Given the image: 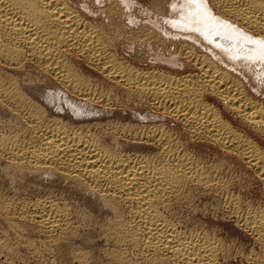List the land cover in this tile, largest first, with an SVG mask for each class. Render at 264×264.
Returning a JSON list of instances; mask_svg holds the SVG:
<instances>
[{"label": "bare ground", "instance_id": "6f19581e", "mask_svg": "<svg viewBox=\"0 0 264 264\" xmlns=\"http://www.w3.org/2000/svg\"><path fill=\"white\" fill-rule=\"evenodd\" d=\"M105 1L128 8L132 4ZM149 3L148 10L167 26L157 18L152 26L147 24L152 31L147 29L137 40L154 42L155 31L164 44L192 43L206 54L186 42L174 45V52L196 73L143 70L124 62L111 31L67 0H0V114L18 125L13 132L0 130V159L10 175L55 178L88 197L92 209L105 214L101 235L113 248H126L108 250L115 264H223L232 256L215 233L205 228L180 230L167 215L188 195L189 186L222 193L227 184L210 174L164 124L93 122L97 114L112 113L108 111L118 103L110 91L99 90L79 71L72 61L77 58L114 85L134 91L137 103L178 120L189 137L233 152L253 170L262 201L242 204L236 194L226 197V203L234 223L255 243V249L239 254V259L264 264V149L237 132L206 98L211 96L264 135V105L250 97L243 83L258 77L264 82V0H171L167 10L161 0ZM125 14L133 20L132 13ZM168 61L174 62L172 57ZM49 78L70 96L43 92L40 82ZM120 138L127 145H121ZM0 210L13 228L17 220L38 227L44 233L45 251L63 241L72 227L71 209L58 201L15 206L0 198ZM75 256L86 264L84 253Z\"/></svg>", "mask_w": 264, "mask_h": 264}, {"label": "rangeland", "instance_id": "374dc122", "mask_svg": "<svg viewBox=\"0 0 264 264\" xmlns=\"http://www.w3.org/2000/svg\"><path fill=\"white\" fill-rule=\"evenodd\" d=\"M67 1L78 10L81 8L80 12L84 13V15H86L90 20L95 21L96 23L100 24V26L103 25L104 27H102L104 29L111 31L115 39L114 46L116 53L122 60L125 59V61L123 60L124 62L128 61L130 65L143 70L158 69L166 73L177 75L196 73L197 70H195L192 65L190 66V64L184 62V60H182L180 56L174 52L176 48L174 45H179L182 42L193 45L192 43L187 41H178L174 42L172 45V42L169 41V43L172 45L171 48L169 43L164 44V39H162V37L159 36L155 31V43H147L144 41L141 42L140 39L137 40V36L140 38L144 32H147V29L152 31V29L147 26H152L154 23H156L155 21H157V18H160L158 20H160L164 26H167L165 20H163L161 17H156L154 14H152V11L148 10L149 8L147 7L150 4L149 0H131L132 4L129 8L125 7L124 4L120 3L119 5L117 2L112 3L105 0H83L86 1V3H83L82 0ZM162 1L164 3L163 6L165 7V10H167L166 6L171 0H161V2ZM101 8H111L112 10L108 12L105 9V16H103L104 14L100 12ZM113 9H116V11ZM120 9H122L121 11L124 12V15H122ZM127 12L132 13L130 16L132 15L131 17L133 20L130 18L128 19V16L125 14ZM166 14L168 13L166 12ZM142 23H144L146 27H142ZM158 45H160V47ZM168 46L170 47L169 53L171 56L168 55ZM194 47L199 53L206 54L196 46ZM170 57H172L174 60L173 63H169L168 60ZM72 61L76 67H78L81 73L89 77L94 85L96 84V87L99 90H105L107 92L110 91L109 93H112L111 95L118 103V107L117 105L112 106L110 111H108L112 113H107L104 116L103 114H97V118L95 117L92 119L93 122L95 120H99L100 123L103 119L102 122H104V124L107 121L116 120H119L121 123H133L134 125L138 124L139 122L141 126L164 124L163 126L166 129L172 130L174 132V135L178 140L180 139L181 143H185L184 145L187 147L189 152L193 153L196 158L204 163L203 165L205 169L210 174L219 180L221 179L220 181L227 184V188L225 189L227 193L225 191L222 193L210 191V193L209 191H201V189L196 190L194 187L189 186L188 195H184V198L186 199L183 198L176 202V204L174 203L175 205H172L170 212L167 215L171 217L172 220L174 219L173 221L176 222L177 227H179L180 230L184 229L185 231H198L205 228V230L211 231L210 233H215L216 236L222 240L229 255H234L233 258L230 256L227 258V260H225L228 262V264H247L239 259L238 255L241 253H247L251 249H255V243L251 235L237 226L233 219L229 216L228 212H230L231 207L226 203V201L228 197L235 196L236 194L237 195L235 197L238 196L239 198H237L241 200V202L243 201L242 204H244V201L246 200V202L251 201L253 203L262 201L261 185L257 180L253 170L244 164L245 162L233 152L227 151L217 144L208 142L207 140H197L189 137L190 135L187 128H185L183 124L181 125V123L175 118L171 116L170 118L169 115H166L159 110H153L152 107L144 103H137V99H135L137 98V95H135L134 91L128 89V87L123 88L119 84V86L114 85L117 83L112 79L107 78V75L100 73L97 69L90 67L77 58H73ZM50 80L51 79L49 78V81L42 80L40 82L39 86L41 87L42 85L41 88H43V92L50 94L51 96H63V94H66L65 96H70L62 87ZM243 83L246 86V90L250 94V97L264 105L263 79H260L259 77L255 79L252 78V82L250 84H247L245 80H243ZM46 88L50 89L47 90ZM256 88L260 90L257 92ZM126 89L128 90V93ZM206 98H208L209 102H212L215 105V107L221 112L223 118H225L237 132L244 135L249 140L255 141L264 149V135L261 132H259L257 129H254L250 124L244 122L231 110L223 107L222 104L211 98V96H206ZM134 100H136V102ZM43 103L46 106L49 105L48 102L46 103L43 101ZM49 106L53 107V105ZM55 109H53L55 113H62ZM106 116L110 119L108 120ZM141 116L145 118H142ZM10 117H8V115L0 114V130L2 129L6 132H13L14 129L16 130L18 125H16L15 121L11 120L13 118ZM139 118H142L143 121H139ZM102 122L100 124H103ZM109 140L110 138L107 139L108 143L112 142ZM119 142L121 145H127L124 138H120ZM146 148L150 150L154 149L152 146H146ZM145 150L147 151V149H144V151ZM4 167L5 163L0 159L1 201L4 199H9L15 206H18L22 203L28 204L30 202H34L35 200L58 201V203H63L64 205L68 206L69 209H71L73 214V228L71 227L67 231V235L64 237L65 239L63 238V241L60 240L61 242H57L56 245H54L55 247L53 246L54 248L51 247L54 250L50 248L51 250L49 249L48 251H45L46 247L42 248L45 246L43 236L44 233L42 234V231L38 229V227L34 226L32 223L23 221L19 222V220H17L18 222H16L18 225L15 222L16 225L14 226L16 227H14V229L12 227L13 224L11 225V223L6 218H4V213L0 210V264H82L79 263L75 258V255L78 253H84L86 257V264H115L110 260L108 250L110 251L111 249L113 250L117 247H121L122 249L126 248L123 245V247L115 245L113 248L114 245L112 242L107 241L101 235V226L105 221V214H103V212H96L93 210L88 197H86L84 194L82 195L81 192L72 189V187L68 186L67 184H63V182L61 183V181L58 179L42 176L33 177L29 175H23L21 177L17 174L10 175L11 173H7ZM78 213L80 214L78 215ZM43 250L45 252H43ZM225 261H222V263L227 264Z\"/></svg>", "mask_w": 264, "mask_h": 264}]
</instances>
